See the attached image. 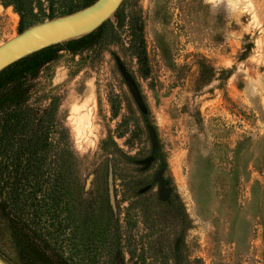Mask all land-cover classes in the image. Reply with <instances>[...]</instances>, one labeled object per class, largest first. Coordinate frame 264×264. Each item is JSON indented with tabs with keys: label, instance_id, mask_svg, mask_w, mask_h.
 Masks as SVG:
<instances>
[{
	"label": "rangeland",
	"instance_id": "1",
	"mask_svg": "<svg viewBox=\"0 0 264 264\" xmlns=\"http://www.w3.org/2000/svg\"><path fill=\"white\" fill-rule=\"evenodd\" d=\"M63 2L55 0L56 14ZM47 15L48 3L42 0L23 22L32 26L49 20ZM20 20L14 6L0 2V44L21 32ZM137 35L144 42L141 65L129 48L139 44ZM34 57L44 63L29 82V102L43 108L47 98L58 97V116L69 132L82 178L93 179L107 169L102 140L115 169L134 175L126 158L145 155L149 143L144 134L128 147L129 131L119 138L118 123L124 115L129 128L141 122L130 93L137 88L184 208L189 264H264V0H123L94 31ZM26 64L6 69L0 83ZM110 102L118 106L117 118ZM100 183L91 180L86 190H102ZM116 184L123 212L133 200L124 201L131 192L118 178ZM42 186L37 198L45 202ZM132 206L155 209V233L144 239L152 248L145 263L166 264L161 250L169 243L174 207L154 200ZM10 234L0 220V258L7 264L25 263ZM75 241L52 247L66 264H88L89 253L82 241ZM29 244L39 243L31 239Z\"/></svg>",
	"mask_w": 264,
	"mask_h": 264
},
{
	"label": "trees",
	"instance_id": "2",
	"mask_svg": "<svg viewBox=\"0 0 264 264\" xmlns=\"http://www.w3.org/2000/svg\"><path fill=\"white\" fill-rule=\"evenodd\" d=\"M44 1L48 3L45 18L49 19L89 5L64 0L61 4L63 10L56 14L53 8L55 0ZM61 1L57 0V3ZM0 2L5 6H14L21 17V31L31 25L24 24L26 15L31 14L33 6L42 4V0ZM138 43L130 44L129 48L141 65L145 59L141 50L144 45L142 36H139ZM49 47L0 71L3 74L9 67H18L21 62L28 61L18 71L7 74L0 83V220L6 222L11 238L17 243L16 253L26 259L25 263L20 261L18 264H66L62 254L56 252L52 244L75 240L82 241L85 252L89 253L91 260L88 264H146L145 254L150 248L146 247L144 239L155 233L158 215L155 209L152 213L149 207L138 209L132 205L152 200L162 207H174L170 211L173 229L169 234V243L161 250L166 264H189L185 251L184 234L188 227L184 208L168 173L150 109L139 90L131 88L130 93L140 115V124L136 121L129 128L126 115L118 123L119 138L125 137L129 131L124 140L128 147L136 139L141 141L140 136L144 134L149 143L145 155L126 158L129 160L127 164L134 166V175L128 177L127 173L115 169L117 163L109 159L111 152H107V142L102 140L100 148L108 155L107 169L102 175L95 173L93 179L92 176L82 178L79 158L72 147L69 132L58 116V97L47 98L49 102L43 108L33 107L29 102V82L36 78L44 63L42 58L32 56ZM147 75V72L141 73L143 78ZM110 108L112 116L117 118L118 106L110 102ZM151 169L153 172L150 174ZM117 178L122 188L131 192V196H124L123 200H133L123 212L117 204ZM90 179L92 183L101 181L97 188L103 189L95 193L87 191ZM42 185L46 190L45 202L37 198ZM41 202L44 204L41 205ZM138 225H142V230L138 229ZM31 239L39 244L30 245Z\"/></svg>",
	"mask_w": 264,
	"mask_h": 264
},
{
	"label": "water",
	"instance_id": "3",
	"mask_svg": "<svg viewBox=\"0 0 264 264\" xmlns=\"http://www.w3.org/2000/svg\"><path fill=\"white\" fill-rule=\"evenodd\" d=\"M123 0H95L70 14L34 24L0 44V71L46 47L89 34L118 9ZM0 264H7L0 258Z\"/></svg>",
	"mask_w": 264,
	"mask_h": 264
}]
</instances>
